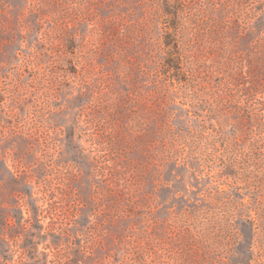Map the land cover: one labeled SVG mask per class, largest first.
Segmentation results:
<instances>
[{"label": "rangeland", "instance_id": "obj_1", "mask_svg": "<svg viewBox=\"0 0 264 264\" xmlns=\"http://www.w3.org/2000/svg\"><path fill=\"white\" fill-rule=\"evenodd\" d=\"M0 264H264V0H0Z\"/></svg>", "mask_w": 264, "mask_h": 264}, {"label": "trees", "instance_id": "obj_2", "mask_svg": "<svg viewBox=\"0 0 264 264\" xmlns=\"http://www.w3.org/2000/svg\"><path fill=\"white\" fill-rule=\"evenodd\" d=\"M171 55L172 57L174 58L172 61H176L177 64L181 65L182 62H183V59H182V54L181 52L178 50V49H174L172 52H171ZM169 62V61H168ZM171 63V62H169ZM180 67V66H179Z\"/></svg>", "mask_w": 264, "mask_h": 264}]
</instances>
